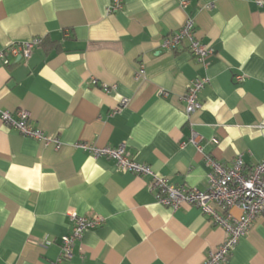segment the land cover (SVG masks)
Returning <instances> with one entry per match:
<instances>
[{
    "label": "crops",
    "instance_id": "crops-1",
    "mask_svg": "<svg viewBox=\"0 0 264 264\" xmlns=\"http://www.w3.org/2000/svg\"><path fill=\"white\" fill-rule=\"evenodd\" d=\"M264 0H0V52L42 40L30 59H0V109L27 110L61 146L0 119V264H56L71 215L103 223L60 264H203L226 232L195 206L160 204L150 176L119 168L80 144L125 145L176 186L207 189L208 158L246 172L264 159ZM192 19L213 53L205 65L165 39ZM144 73L138 76V72ZM207 77L201 108L182 97ZM239 77L241 79H239ZM167 91L169 96H162ZM126 99V105L122 100ZM200 139L198 149L192 142ZM239 216L238 210H233ZM230 264H264V213Z\"/></svg>",
    "mask_w": 264,
    "mask_h": 264
},
{
    "label": "built area",
    "instance_id": "built-area-1",
    "mask_svg": "<svg viewBox=\"0 0 264 264\" xmlns=\"http://www.w3.org/2000/svg\"><path fill=\"white\" fill-rule=\"evenodd\" d=\"M125 0H109V12L116 13L123 9ZM259 6H264V1H259ZM181 7L188 5V0H181ZM42 43L36 38L29 42L13 45L6 51L0 52V59L8 63L7 51L14 56L24 57L25 60L31 58L34 49ZM165 49L177 50L183 44L198 63L205 65L206 59L213 53L210 46L202 43L195 35V23L188 19L181 29L175 32L170 39H165L162 43ZM140 70L138 76L143 75ZM239 79H241L239 77ZM209 79L199 77L191 82L188 92L181 98L185 105L188 116L201 108L199 94L202 92ZM162 96H169L167 91L161 93ZM127 100H122L121 104L126 105ZM14 113L0 109L1 122L13 127L26 137L45 141L46 145L54 144L56 148L61 146L60 140L47 137L42 130L36 128L32 122L30 113L27 110ZM191 142L198 148L200 139L194 136ZM79 147L90 151L94 157H105L116 162L117 166L124 171L134 173L139 176H150V189L155 193L158 202L168 206L173 210H178L182 205L195 206L209 217L213 225L223 228L226 238L219 247L212 251L203 264H230L233 251L239 241L246 235L257 216L264 213V159L246 172L245 163L242 156L236 157L230 166H225L212 158H208V164L212 171L208 179V187L205 190L199 188L176 186L168 179L160 177L151 166L137 162L125 145L117 148L96 147L94 145L80 144ZM233 210L240 212L235 216ZM74 227L71 233L64 235L60 241V257L56 264L70 260L73 249L83 234L89 230L100 226L103 219L100 217H82L71 215Z\"/></svg>",
    "mask_w": 264,
    "mask_h": 264
}]
</instances>
